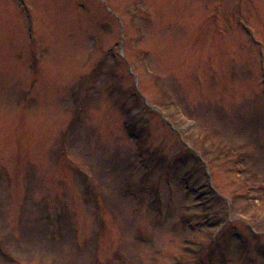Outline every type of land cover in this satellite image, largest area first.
<instances>
[{"label": "rangeland", "instance_id": "374dc122", "mask_svg": "<svg viewBox=\"0 0 264 264\" xmlns=\"http://www.w3.org/2000/svg\"><path fill=\"white\" fill-rule=\"evenodd\" d=\"M0 264H264V0H0Z\"/></svg>", "mask_w": 264, "mask_h": 264}]
</instances>
